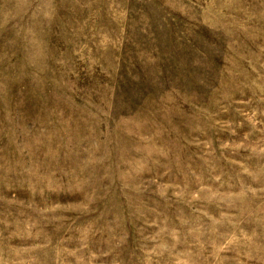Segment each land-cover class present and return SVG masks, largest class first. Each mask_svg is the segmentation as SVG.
<instances>
[{"label": "rangeland", "instance_id": "rangeland-1", "mask_svg": "<svg viewBox=\"0 0 264 264\" xmlns=\"http://www.w3.org/2000/svg\"><path fill=\"white\" fill-rule=\"evenodd\" d=\"M0 264H264V0H0Z\"/></svg>", "mask_w": 264, "mask_h": 264}]
</instances>
